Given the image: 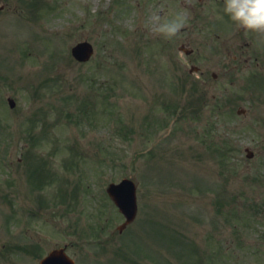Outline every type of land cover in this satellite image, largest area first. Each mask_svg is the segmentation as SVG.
Masks as SVG:
<instances>
[{
    "label": "rangeland",
    "instance_id": "1",
    "mask_svg": "<svg viewBox=\"0 0 264 264\" xmlns=\"http://www.w3.org/2000/svg\"><path fill=\"white\" fill-rule=\"evenodd\" d=\"M258 73L264 35L221 0H0V264L64 245L77 264H264ZM124 178L139 215L120 235L106 189Z\"/></svg>",
    "mask_w": 264,
    "mask_h": 264
},
{
    "label": "clouds",
    "instance_id": "2",
    "mask_svg": "<svg viewBox=\"0 0 264 264\" xmlns=\"http://www.w3.org/2000/svg\"><path fill=\"white\" fill-rule=\"evenodd\" d=\"M223 12L242 30L264 35V0H223ZM186 23V13L171 19L159 14L152 18L154 32L167 39L176 36Z\"/></svg>",
    "mask_w": 264,
    "mask_h": 264
},
{
    "label": "water",
    "instance_id": "3",
    "mask_svg": "<svg viewBox=\"0 0 264 264\" xmlns=\"http://www.w3.org/2000/svg\"><path fill=\"white\" fill-rule=\"evenodd\" d=\"M74 55L81 61H86L93 53L91 45L88 43L79 44L73 50ZM109 192L117 205L125 213L128 223L132 222L136 216V187L130 180L123 181L120 185H112ZM125 197V200H124ZM72 264L63 251L53 253L43 264Z\"/></svg>",
    "mask_w": 264,
    "mask_h": 264
}]
</instances>
